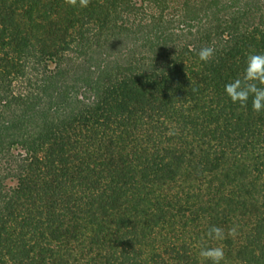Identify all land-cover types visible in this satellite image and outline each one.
I'll return each instance as SVG.
<instances>
[{"label":"trees","instance_id":"trees-1","mask_svg":"<svg viewBox=\"0 0 264 264\" xmlns=\"http://www.w3.org/2000/svg\"><path fill=\"white\" fill-rule=\"evenodd\" d=\"M252 53L264 0H0V264H264Z\"/></svg>","mask_w":264,"mask_h":264},{"label":"clouds","instance_id":"clouds-1","mask_svg":"<svg viewBox=\"0 0 264 264\" xmlns=\"http://www.w3.org/2000/svg\"><path fill=\"white\" fill-rule=\"evenodd\" d=\"M70 7L86 8L90 0H65ZM196 51L195 48L192 49ZM216 52L214 47H201L197 52L198 59L202 62L212 60ZM224 93L229 100L246 108L251 101V109L255 113L264 111V54H248L245 59L243 72L234 80L224 86ZM236 227L228 230L229 235H235ZM208 238L212 240H223L225 238L224 229L218 226H211L207 232ZM201 264L210 261L211 264H222L225 259V252L222 246L201 248L199 251Z\"/></svg>","mask_w":264,"mask_h":264}]
</instances>
